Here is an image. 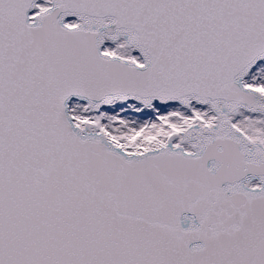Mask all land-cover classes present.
Wrapping results in <instances>:
<instances>
[{"label":"snow or ice","instance_id":"1","mask_svg":"<svg viewBox=\"0 0 264 264\" xmlns=\"http://www.w3.org/2000/svg\"><path fill=\"white\" fill-rule=\"evenodd\" d=\"M0 264H264V0H0Z\"/></svg>","mask_w":264,"mask_h":264}]
</instances>
